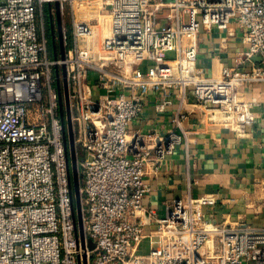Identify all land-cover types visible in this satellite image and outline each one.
Returning <instances> with one entry per match:
<instances>
[{"label":"built area","instance_id":"1","mask_svg":"<svg viewBox=\"0 0 264 264\" xmlns=\"http://www.w3.org/2000/svg\"><path fill=\"white\" fill-rule=\"evenodd\" d=\"M56 1L72 17L64 59L58 44L57 58L49 53L44 9L56 24ZM233 27L247 48L232 66L198 73L199 35ZM63 66L83 227L95 245L86 251L63 141ZM261 83L264 0H0V264H80L84 255L88 264H264V228L213 223L206 208L216 196L174 200L164 216L147 209L148 170L174 153L181 135L131 131L145 89L162 87L191 95L193 112L241 135L257 106L245 88ZM171 106L163 98L155 110ZM187 119L178 111L172 123L181 129Z\"/></svg>","mask_w":264,"mask_h":264},{"label":"crops","instance_id":"2","mask_svg":"<svg viewBox=\"0 0 264 264\" xmlns=\"http://www.w3.org/2000/svg\"><path fill=\"white\" fill-rule=\"evenodd\" d=\"M231 32L235 35L231 36ZM231 32L214 30L199 35L198 73L211 75L218 63L232 66L236 53L247 48L236 28ZM223 38L228 39L227 45L222 43ZM245 90L248 100L257 101L255 120L238 135L209 122L200 112H193V97H183L179 88L145 89V111L131 125V131L167 135L176 129L181 135V144L174 153L156 169L148 170L145 180L151 191L144 199L147 209L164 216L174 200L213 195L217 202L206 208L213 223L243 220L264 228V83L246 86ZM163 98L170 99L172 106L158 113L155 104ZM178 111L188 117L181 129L172 123Z\"/></svg>","mask_w":264,"mask_h":264},{"label":"water","instance_id":"3","mask_svg":"<svg viewBox=\"0 0 264 264\" xmlns=\"http://www.w3.org/2000/svg\"><path fill=\"white\" fill-rule=\"evenodd\" d=\"M50 7V5H49ZM55 12H56V24H54L53 19H51V28H52V42L54 45V57L57 58V44L59 47V54L62 59L65 58L66 48L64 42V31H63V22H62V12L61 5L58 1L55 2ZM56 31V32H55ZM56 33V34H55ZM56 36L57 39L56 40ZM56 45V46H55ZM260 58H255V61H260ZM63 73V92L61 90V84L58 79V89L60 91V101H61V118L64 129L63 141L65 146V151L67 155V168H68V178L69 183L72 187V201H73V213L75 220V229L77 240L80 242L83 251H86L88 246L89 249H94L95 245L91 240L86 241V236L83 227V208H82V199L80 194V184H81V175L78 170V156L75 145V136L74 128L72 123L71 115V104L69 100V86L67 80V70L66 67H62ZM57 77L59 75V69H56ZM80 264H88L87 256L84 255Z\"/></svg>","mask_w":264,"mask_h":264},{"label":"rangeland","instance_id":"4","mask_svg":"<svg viewBox=\"0 0 264 264\" xmlns=\"http://www.w3.org/2000/svg\"><path fill=\"white\" fill-rule=\"evenodd\" d=\"M61 16H62L64 34L66 33V35L69 37L71 35V31H72V17H71L70 7L67 3L63 7ZM51 42H52V39H51ZM51 46L52 45L50 44L49 53H50V56L53 57V51H52ZM167 57L173 58L174 53H168ZM75 113H76V111H75ZM78 170L81 172V165L78 166ZM200 253L203 254L204 251H200Z\"/></svg>","mask_w":264,"mask_h":264},{"label":"trees","instance_id":"5","mask_svg":"<svg viewBox=\"0 0 264 264\" xmlns=\"http://www.w3.org/2000/svg\"><path fill=\"white\" fill-rule=\"evenodd\" d=\"M44 10H45V18H46L47 37H48V40H49V48H50V44H51L52 45L51 48H52L53 55H54V45H53V42H51V39H52V29H51L50 9L46 5V7H45Z\"/></svg>","mask_w":264,"mask_h":264},{"label":"flooded vegetation","instance_id":"6","mask_svg":"<svg viewBox=\"0 0 264 264\" xmlns=\"http://www.w3.org/2000/svg\"><path fill=\"white\" fill-rule=\"evenodd\" d=\"M51 29H52V28H51ZM55 32H56V31H55ZM55 34H56V33H55ZM56 40H58V39H57V36H56Z\"/></svg>","mask_w":264,"mask_h":264}]
</instances>
